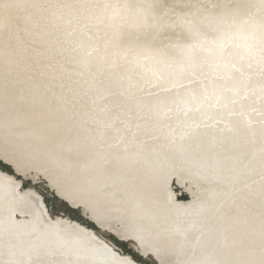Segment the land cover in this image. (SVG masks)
I'll list each match as a JSON object with an SVG mask.
<instances>
[{"label": "snow or ice", "instance_id": "snow-or-ice-1", "mask_svg": "<svg viewBox=\"0 0 264 264\" xmlns=\"http://www.w3.org/2000/svg\"><path fill=\"white\" fill-rule=\"evenodd\" d=\"M142 256L264 264V0H0V264Z\"/></svg>", "mask_w": 264, "mask_h": 264}, {"label": "rangeland", "instance_id": "rangeland-1", "mask_svg": "<svg viewBox=\"0 0 264 264\" xmlns=\"http://www.w3.org/2000/svg\"><path fill=\"white\" fill-rule=\"evenodd\" d=\"M32 188L34 191H37L43 199H45L47 207L53 213H59L64 217L71 218L73 222H82L85 224L90 223V221H88V219L84 216L82 210L77 212L70 205L66 204L47 182H44L41 179L33 180ZM171 190L174 192L175 198L178 200V202H187L184 201L182 197H184L186 194L190 195V193L185 188L182 182L178 181L177 184L174 185ZM127 247L130 248L131 246L127 245ZM141 261L146 262V264H151V260L147 256H142Z\"/></svg>", "mask_w": 264, "mask_h": 264}, {"label": "bare ground", "instance_id": "bare-ground-1", "mask_svg": "<svg viewBox=\"0 0 264 264\" xmlns=\"http://www.w3.org/2000/svg\"><path fill=\"white\" fill-rule=\"evenodd\" d=\"M51 186V185H50Z\"/></svg>", "mask_w": 264, "mask_h": 264}]
</instances>
